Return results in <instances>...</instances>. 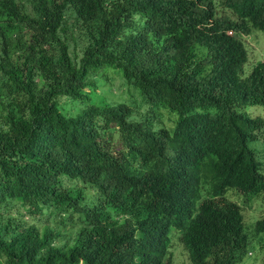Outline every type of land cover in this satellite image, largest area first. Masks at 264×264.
<instances>
[{"label":"trees","instance_id":"obj_1","mask_svg":"<svg viewBox=\"0 0 264 264\" xmlns=\"http://www.w3.org/2000/svg\"><path fill=\"white\" fill-rule=\"evenodd\" d=\"M253 28L264 0H0V264H176L178 248L242 264L264 246V216L248 227L226 198L264 197Z\"/></svg>","mask_w":264,"mask_h":264},{"label":"rangeland","instance_id":"obj_2","mask_svg":"<svg viewBox=\"0 0 264 264\" xmlns=\"http://www.w3.org/2000/svg\"><path fill=\"white\" fill-rule=\"evenodd\" d=\"M219 7V13L224 15H230V12L226 10L222 5H218ZM245 44L247 46L248 52H249V62L245 65V74L249 75L253 68L257 65V62L264 60V32L260 30H255L253 33L247 37L244 38ZM110 78H114L111 82H108V86L113 88L114 93H120L119 86L120 81L119 79L114 75L110 74ZM127 95L123 94L120 98V101L123 99H126ZM138 100V105L141 104L140 100ZM258 110H263L264 108L261 106L253 107ZM249 112V109H248ZM253 117L256 116H264V114H249ZM165 121L168 125L173 126V123L168 119V117L165 118ZM107 138L109 139V136L107 135ZM113 147L120 148V139L119 137H116L113 141ZM259 155L260 161H262L263 156ZM236 189L229 190L230 192L235 191ZM228 193L226 196L236 202L243 201V214L245 223L248 227H251L252 224L257 220L258 218L264 216V197H258L254 200L247 201L244 194L241 192H233ZM93 201H91L89 198L86 199L87 204H91ZM26 220H28L31 216L29 214H25ZM251 250V254L246 256V260L242 264H260V262L256 261H262V255H261V249L260 246L257 243H254L249 247ZM176 264H190L189 258L184 252L182 248H178L175 250V259Z\"/></svg>","mask_w":264,"mask_h":264},{"label":"clouds","instance_id":"obj_3","mask_svg":"<svg viewBox=\"0 0 264 264\" xmlns=\"http://www.w3.org/2000/svg\"><path fill=\"white\" fill-rule=\"evenodd\" d=\"M217 8H218V14L220 15V16H230L232 19H234V20H236L237 19V17L234 15V14H232L229 10V12H230V15H224V14H220L219 13V7L217 6ZM227 10V9H226ZM255 30H259V29H255V28H253L252 29V32H251V34L253 33V31H255ZM261 31V30H260ZM262 32H264V31H262ZM229 34L230 35H233V33L232 32H229ZM250 34V35H251ZM249 36V35H248ZM247 37V36H246ZM245 38V37H244ZM244 38H243V43H244V45H245V47H246V49H247V46H246V44H245V41H244ZM248 50V49H247ZM249 53V52H248ZM264 60H262V61H259V62H263ZM248 62H249V58H248ZM259 62H257V64L259 63ZM127 95V98L126 99H123V100H121V101H127V102H130V103H132V101H134V98H132L131 96H129L128 94H126ZM137 99H139L140 100V102H141V99L140 98H137ZM135 106H137V108H138V106H140V105H138V100H136V103L134 104ZM173 126H174V123H173ZM173 126H171V127H173ZM260 156H262L261 154H260ZM71 184H73V183H71ZM74 184H76V183H74ZM230 191H228L227 192V194L229 193ZM233 192H240V191H238V190H235V191H233ZM233 192H230V193H233ZM242 193V192H241ZM226 194V195H227ZM91 201H93V202H97L98 201V197H97V193H93V194H91L89 197H88ZM226 198L227 199H229L227 196H226ZM230 200V199H229ZM232 201V200H231ZM92 202V203H93ZM233 202H236V201H233ZM85 203H86V201H85ZM91 203V204H92ZM236 203H238V202H236ZM87 204V203H86ZM4 207V204L0 207V208H3ZM25 214H29L30 216H32L33 214H30V213H24V217H26L25 216ZM264 215V214H263ZM260 218H262V217H260ZM260 218H258V219H260ZM250 242L252 243V244H254V243H257L258 244V242H257V238H250ZM260 247H264L263 245H260V244H258ZM249 250H251V249H249ZM251 254V251H249L248 252V254H247V256L248 255H250ZM246 260V259H245Z\"/></svg>","mask_w":264,"mask_h":264}]
</instances>
